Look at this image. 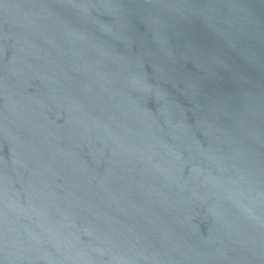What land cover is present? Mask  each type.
Wrapping results in <instances>:
<instances>
[{
  "label": "water",
  "instance_id": "95a60500",
  "mask_svg": "<svg viewBox=\"0 0 264 264\" xmlns=\"http://www.w3.org/2000/svg\"><path fill=\"white\" fill-rule=\"evenodd\" d=\"M0 264H264V0H0Z\"/></svg>",
  "mask_w": 264,
  "mask_h": 264
}]
</instances>
